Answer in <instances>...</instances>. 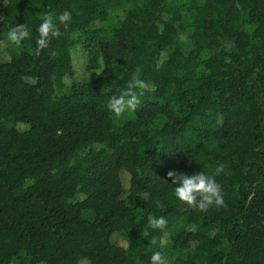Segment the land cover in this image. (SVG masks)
<instances>
[{"label": "trees", "instance_id": "obj_1", "mask_svg": "<svg viewBox=\"0 0 264 264\" xmlns=\"http://www.w3.org/2000/svg\"><path fill=\"white\" fill-rule=\"evenodd\" d=\"M64 11L39 49L42 18ZM22 24L32 36L17 45ZM136 78L154 90L113 114ZM221 163L223 205L182 207L167 173ZM157 251L264 264V0H0V264H149Z\"/></svg>", "mask_w": 264, "mask_h": 264}, {"label": "clouds", "instance_id": "obj_2", "mask_svg": "<svg viewBox=\"0 0 264 264\" xmlns=\"http://www.w3.org/2000/svg\"><path fill=\"white\" fill-rule=\"evenodd\" d=\"M71 20V14L68 11L59 14L45 15L36 31L39 33L37 45L39 49L48 46L52 37L61 35L58 25H66ZM32 32L27 25H19L9 30V40L19 45L25 39H30ZM154 85H149L139 78L133 79L127 85V89L119 95H112L109 98L107 107L109 110L119 116L126 111L134 110L139 99L135 89L154 90ZM225 170L224 164L217 165L211 173L200 171L194 174L169 171L167 176L173 186V196L180 202L182 207L194 208L200 212H206L210 207H220L224 203V194L221 184L216 177ZM149 227L153 229H164L167 220L163 216H152L149 218ZM149 264H169L168 260L160 253L154 252L149 258Z\"/></svg>", "mask_w": 264, "mask_h": 264}, {"label": "rangeland", "instance_id": "obj_3", "mask_svg": "<svg viewBox=\"0 0 264 264\" xmlns=\"http://www.w3.org/2000/svg\"><path fill=\"white\" fill-rule=\"evenodd\" d=\"M114 20L118 21L119 19L123 18V11L122 10H115L113 11ZM115 22V21H114ZM98 24V23H97ZM3 52V51H2ZM5 55L3 54V59ZM71 68L74 73V79L77 82L82 81L86 77H88V71L86 69L87 63V51L81 45L75 46L71 51ZM100 64H102L100 60Z\"/></svg>", "mask_w": 264, "mask_h": 264}]
</instances>
